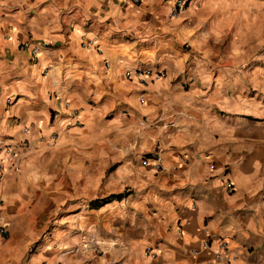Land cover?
I'll return each mask as SVG.
<instances>
[{"label": "crops", "instance_id": "1", "mask_svg": "<svg viewBox=\"0 0 264 264\" xmlns=\"http://www.w3.org/2000/svg\"><path fill=\"white\" fill-rule=\"evenodd\" d=\"M175 1L0 0V264H264V0Z\"/></svg>", "mask_w": 264, "mask_h": 264}, {"label": "built area", "instance_id": "2", "mask_svg": "<svg viewBox=\"0 0 264 264\" xmlns=\"http://www.w3.org/2000/svg\"><path fill=\"white\" fill-rule=\"evenodd\" d=\"M133 4H140L142 0H128ZM186 0H176L173 6L170 8L169 17L175 16L178 11L186 7ZM47 46L44 42H32L25 40L22 43V47L27 49L30 53L32 62L37 60L38 54ZM124 75L128 79L136 80L139 83H144L148 80H157L163 77L164 72L157 69L143 68V69H127ZM30 126L24 127V131H28ZM27 145L25 143H12L0 140V177L7 173L19 170L20 164L18 161V153L26 150ZM148 159H144V164H147ZM157 166V165H156ZM227 190L229 193L234 191L233 185L228 183ZM6 231V225L0 217V235H4ZM208 242L204 243L205 247H208ZM144 255L147 257H153L154 254L151 250H145ZM233 258L228 252V243L226 240H221L219 245L214 251V261L217 264H231Z\"/></svg>", "mask_w": 264, "mask_h": 264}, {"label": "trees", "instance_id": "3", "mask_svg": "<svg viewBox=\"0 0 264 264\" xmlns=\"http://www.w3.org/2000/svg\"><path fill=\"white\" fill-rule=\"evenodd\" d=\"M112 197H114V196H112ZM111 197H108V198H106L105 200H108V199H110Z\"/></svg>", "mask_w": 264, "mask_h": 264}]
</instances>
